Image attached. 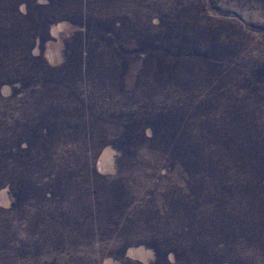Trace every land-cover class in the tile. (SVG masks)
<instances>
[{"label":"trees","instance_id":"obj_1","mask_svg":"<svg viewBox=\"0 0 264 264\" xmlns=\"http://www.w3.org/2000/svg\"><path fill=\"white\" fill-rule=\"evenodd\" d=\"M116 1L123 0L14 1L9 28H0V188L13 198L0 216L24 203L48 210L81 194V179L96 199L99 184L109 183L97 169L98 148L112 145L136 162L146 150L179 173L185 188L170 206L166 232L160 214L153 226H141L153 264H264V51L247 50L250 37L234 22L216 28L207 19L195 33L149 18L151 29L131 31L101 11ZM58 19L76 30L64 62L52 66L34 49ZM136 68L149 106L125 104L142 94L129 84ZM5 85L22 86L35 116L10 114ZM87 116L90 125L59 126ZM66 130L73 150L56 145ZM121 186L118 215L134 217L136 201ZM129 234L126 227L122 236Z\"/></svg>","mask_w":264,"mask_h":264},{"label":"rangeland","instance_id":"obj_2","mask_svg":"<svg viewBox=\"0 0 264 264\" xmlns=\"http://www.w3.org/2000/svg\"><path fill=\"white\" fill-rule=\"evenodd\" d=\"M14 1L16 0H0L2 30L9 28ZM40 2L43 3V0ZM103 6L105 7L101 8L102 12H111L114 19L125 23L131 31L151 29L148 27L149 18L153 20L152 24L156 25L172 20L177 28H187L195 33L199 32L202 22L207 19L216 28L229 27L228 22L238 23L249 35L247 38L250 37L246 49L254 54L260 50L264 51V7L256 4L254 0H123L114 2L112 6L108 4L109 7ZM21 9L24 11L25 6ZM74 30L75 26L67 20H55L50 26L46 40L37 42L34 54L42 56L52 66L62 64L65 60V43ZM137 71L138 68L133 70L129 84L131 88L135 86L142 93L141 84H136L140 80ZM21 90L20 85L3 86L1 93L4 98H12L4 100L3 103L10 105L11 115L24 110L30 117L35 116L31 99ZM143 93L128 96L124 99L125 104L141 101L142 106H149L145 105L148 103L145 97L150 95V92L144 90ZM14 94L17 95L13 97ZM123 111L129 112L128 109ZM60 122V128L68 123L80 126L93 123L88 116L77 123L73 119ZM56 139L59 149L66 147L63 150H73V133L66 130V133L61 132ZM96 155L98 172L109 179V183L99 184V195L96 199L89 198L88 194L92 188L81 179L83 194L67 195V198L63 199L65 201L51 204L48 210L24 203L18 212L0 216V264H51L53 259L57 260L58 264L154 263L155 252L143 243L147 238L141 226H153V221L157 220L159 214L163 216L161 224L165 232L172 226L168 216L174 211L170 206L185 193L181 175L166 170V162H155L154 157L146 150L141 153L142 157L138 162L133 160L132 156L125 157L120 154L112 145L98 148ZM83 156V152L76 155L78 159ZM121 185L129 187V196L132 201H136L134 205L138 206L139 211L134 217L118 215V212L124 209L118 205ZM150 193L154 195L158 206L155 207L154 201L152 206L145 203L151 199ZM12 201L10 189L0 188V207L8 209ZM162 205L165 213L157 209ZM126 227L130 234L128 238H123L122 232ZM172 260L171 256L170 262Z\"/></svg>","mask_w":264,"mask_h":264}]
</instances>
